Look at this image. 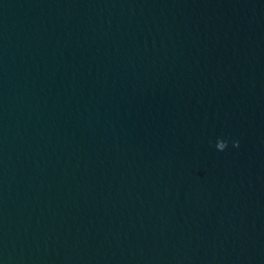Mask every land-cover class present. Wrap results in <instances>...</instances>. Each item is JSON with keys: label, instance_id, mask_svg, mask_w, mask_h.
<instances>
[{"label": "water", "instance_id": "1", "mask_svg": "<svg viewBox=\"0 0 264 264\" xmlns=\"http://www.w3.org/2000/svg\"><path fill=\"white\" fill-rule=\"evenodd\" d=\"M0 264H264V0H0Z\"/></svg>", "mask_w": 264, "mask_h": 264}, {"label": "clouds", "instance_id": "2", "mask_svg": "<svg viewBox=\"0 0 264 264\" xmlns=\"http://www.w3.org/2000/svg\"><path fill=\"white\" fill-rule=\"evenodd\" d=\"M233 147L235 148V147H238V143H234L233 144Z\"/></svg>", "mask_w": 264, "mask_h": 264}]
</instances>
